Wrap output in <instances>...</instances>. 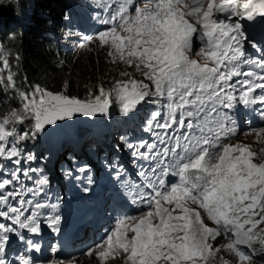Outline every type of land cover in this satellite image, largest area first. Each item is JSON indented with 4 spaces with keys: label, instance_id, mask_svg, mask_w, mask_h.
<instances>
[{
    "label": "rangeland",
    "instance_id": "obj_1",
    "mask_svg": "<svg viewBox=\"0 0 264 264\" xmlns=\"http://www.w3.org/2000/svg\"><path fill=\"white\" fill-rule=\"evenodd\" d=\"M9 1L14 5L15 0L0 4ZM31 1L24 8L33 12L34 5L39 7ZM97 1L104 4L98 10L105 12L92 19L109 20L108 27H91L79 16L84 14L82 0H56L46 13L74 81L95 80L82 96L38 87L27 96L19 94L27 114L32 113L29 124L19 109L9 119L0 115L2 203L15 212H30L33 204L58 206L52 198L35 199L65 190L67 177L75 184L86 181L80 184L86 189L112 176L125 190H135L143 185L134 172L138 169L151 181L157 205L124 222L105 246L67 264H264V131L241 133L209 161L183 163L175 186L157 170L170 166V156L179 155L182 144L187 153L188 119L197 115L196 121L202 102L240 70L222 59L263 50L264 23L253 14V0H196L195 17L188 15L186 2L177 0ZM15 5L21 7V2ZM131 7L135 14L124 13ZM11 77L0 45V85L9 87ZM76 124L91 127L79 129L85 138L79 142L69 134L62 150L52 149L59 134H72ZM96 125L109 130L110 138L100 135ZM136 126L146 135H132ZM190 168L201 171L194 175L210 184L188 185ZM223 191L228 199L218 204L214 200ZM81 196L55 200L76 206Z\"/></svg>",
    "mask_w": 264,
    "mask_h": 264
},
{
    "label": "trees",
    "instance_id": "obj_2",
    "mask_svg": "<svg viewBox=\"0 0 264 264\" xmlns=\"http://www.w3.org/2000/svg\"><path fill=\"white\" fill-rule=\"evenodd\" d=\"M15 1L21 2V7ZM15 1L14 5L10 1L0 4V45L12 72L9 87L0 85V115L9 119L12 111L19 109L22 120L29 124L32 113L27 114L19 94L27 96L31 89L38 87L51 91L64 89L69 95L82 96L89 87L93 88L95 79L90 78L87 83L74 81L69 67L60 58L56 39L52 37L53 27L46 15L56 0H36L39 8L33 4V12L24 8L31 0ZM81 6L82 10L89 11L96 2L82 0ZM76 126L75 136L79 137V129L85 126Z\"/></svg>",
    "mask_w": 264,
    "mask_h": 264
},
{
    "label": "bare ground",
    "instance_id": "obj_3",
    "mask_svg": "<svg viewBox=\"0 0 264 264\" xmlns=\"http://www.w3.org/2000/svg\"><path fill=\"white\" fill-rule=\"evenodd\" d=\"M258 1V3H256V4H258V5H260L259 6V9L261 10V12L262 13H264L263 11H264V0H260V3H259V0H257ZM257 5V6H258ZM106 143H107V141H106ZM72 145V144H71ZM76 147V146H75ZM81 151V150H80ZM234 168V167H233ZM234 175V177H235V179L237 180V178L239 177V174H237L236 172L233 174ZM237 177V178H236ZM221 183L223 182V181H220ZM222 188V187H221ZM225 190V189H224ZM220 191V190H219ZM228 191V190H227ZM224 192V191H223ZM237 193H239V190L237 189L236 190V193H232V196H234V197H236L235 196V194H237ZM227 194H228V192H224V194H221V195H218L216 198L217 199H215L214 201L216 202V203H218V204H222V202H221V200H225L228 196H227ZM205 195V194H204ZM203 195V196H204ZM202 196V197H203ZM190 199V198H189ZM228 199V198H227ZM169 217H170V215H169ZM155 227L157 228V232L155 233L156 234V236H158V234H159V226L158 225H155ZM154 232V231H153ZM121 234V233H120ZM115 257H113V261L115 260L114 259Z\"/></svg>",
    "mask_w": 264,
    "mask_h": 264
},
{
    "label": "water",
    "instance_id": "obj_4",
    "mask_svg": "<svg viewBox=\"0 0 264 264\" xmlns=\"http://www.w3.org/2000/svg\"><path fill=\"white\" fill-rule=\"evenodd\" d=\"M256 1H257V0H253V1H252V7H254V10H255L256 13H258L259 15L264 16V13H262L261 10L259 9V6H260V5L256 4ZM257 5H258V6H257ZM263 12H264V11H263ZM192 172H193V173H192ZM195 172H196L195 170L190 171V174L192 173V174H191V175H192V176H191V180H192L193 182H194V181L197 182V183L200 184V185L206 183V180H205L204 178L201 179V180L196 179V178L194 177V176H195V175H194ZM193 175H194V176H193Z\"/></svg>",
    "mask_w": 264,
    "mask_h": 264
}]
</instances>
